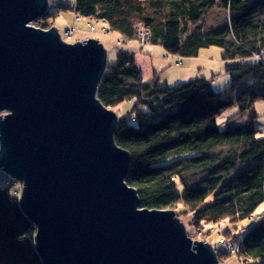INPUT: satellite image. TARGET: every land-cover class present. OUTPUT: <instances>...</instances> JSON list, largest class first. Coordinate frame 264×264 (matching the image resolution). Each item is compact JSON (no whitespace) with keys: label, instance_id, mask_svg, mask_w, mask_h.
<instances>
[{"label":"trees","instance_id":"trees-1","mask_svg":"<svg viewBox=\"0 0 264 264\" xmlns=\"http://www.w3.org/2000/svg\"><path fill=\"white\" fill-rule=\"evenodd\" d=\"M68 9L96 23L103 20L109 31L129 40L136 39V26L144 25L151 44L178 56L221 49L232 80L226 92L215 91L203 76L170 85L155 72L144 80L134 53L119 48L97 97L113 110L133 101L129 111L118 114L114 137L130 154L125 181L136 189L139 207L189 214V237L198 231L208 235L222 224L220 235L241 240L245 264H264V218L243 237L232 227L223 229L225 221L247 219L264 202V138L255 127L254 107L264 99V56L255 57L264 47V0H50L36 22L48 29L56 14ZM216 11L220 17L208 24ZM233 105L236 112L221 128L217 115ZM18 197L10 184L0 186V264H42L36 227ZM215 251L222 263L230 254Z\"/></svg>","mask_w":264,"mask_h":264},{"label":"water","instance_id":"water-1","mask_svg":"<svg viewBox=\"0 0 264 264\" xmlns=\"http://www.w3.org/2000/svg\"><path fill=\"white\" fill-rule=\"evenodd\" d=\"M50 0H0V168L22 184L42 264H224L173 209L140 206L119 116L97 97L108 57L32 22Z\"/></svg>","mask_w":264,"mask_h":264},{"label":"rangeland","instance_id":"rangeland-1","mask_svg":"<svg viewBox=\"0 0 264 264\" xmlns=\"http://www.w3.org/2000/svg\"><path fill=\"white\" fill-rule=\"evenodd\" d=\"M64 1L68 3H72V0H64ZM218 17H220V14H218L217 11L213 12L211 15L208 16L206 22L208 24H212L216 21ZM52 22H53V26L59 30L63 40L67 42L80 41V40H84L87 37H92L99 40L106 48L108 61L110 62H113L116 59V52L117 49L119 48H123L131 52H141V53H149L147 50L148 48H151L154 51L152 52L154 65L161 67L165 66L163 70L156 71L158 72L160 81L167 82L170 85L179 82H185L188 81L189 79L202 76L205 74L207 75L203 77L210 81L215 91L226 92L231 85L232 80L230 74H228L223 68L225 62L221 58V49L217 46L201 48L199 52L201 56L202 55L209 56L211 55L210 51L214 52L216 58H221L222 60L221 68L217 66L218 64L207 63L206 66L203 65L204 61L200 62V60H195L190 68L187 69L182 68L181 70H179L180 67L178 62L180 60V57L181 60L185 59L186 57L169 53L162 46L157 44L149 43L141 47L135 38H132L129 41H122L121 40L122 36L117 31H109L108 33H104V31L102 30L103 28L102 24H98L94 20L88 17H80V19H77V14L73 9L59 11L54 17ZM32 24L34 26L39 27L38 22H36V20L32 22ZM91 24H94L95 26L94 31L90 30ZM69 25H74L75 28L74 33L70 37H68L66 33ZM192 61L193 60H191V63ZM140 68L142 70L141 73H142V77H144V80H149V77L147 76L149 74L148 71H150L149 70L150 68H145L143 64ZM199 70L201 71V73H199ZM190 71L192 72V75H189ZM165 77L167 78V80L165 79ZM132 105H133L132 100H125L120 104H118L117 106H115L114 111L117 112V114L122 115L125 114L127 111H129L132 108ZM254 107L258 115L255 120V127L258 130V136L264 138V99H258L255 102ZM236 110H237L236 105L229 106L224 110H222L217 115V122L221 128H224L228 118L231 117L236 112ZM186 154L192 155L191 153H186ZM196 179L197 178H194L193 180ZM8 184L11 185L12 191H18L17 195L20 194L22 184L16 181L13 177H11L8 173H6L4 170L0 168V186H6ZM180 210H182V206L178 207V211ZM262 213H264V202L257 208L254 215L256 217H259ZM179 219L185 224V226L188 227L190 221L189 214L187 213L179 214ZM253 222L254 221L250 220L249 218L236 222L225 221L223 224V229L227 227H232L233 231L236 232L238 237H243L248 232ZM191 238H193L194 240L206 241L210 243L213 248L220 251H225V243H224L225 238L222 235H220L217 230H212L208 235H202V233L198 231L195 237H191ZM223 263L241 264L239 257L236 253H231L226 255L225 258L223 259Z\"/></svg>","mask_w":264,"mask_h":264},{"label":"built area","instance_id":"built-area-1","mask_svg":"<svg viewBox=\"0 0 264 264\" xmlns=\"http://www.w3.org/2000/svg\"><path fill=\"white\" fill-rule=\"evenodd\" d=\"M77 19H80V16H77ZM97 22V21H96ZM98 23H101L103 25L102 30L104 31V33H108L109 29L106 26L105 22L103 20L99 21ZM74 25H69L68 29L66 31L67 36L70 37L73 33H74ZM90 30L94 31L95 30V26L94 24L90 25ZM151 31L148 27H145L144 25H137L136 26V30H135V37L136 40L138 42V44L142 47L146 44L150 43L151 40ZM86 39V38H85ZM121 40L123 41H129L128 38L123 37ZM264 56V47L260 50V52L258 54H255V57H262ZM18 191H13L14 194H17ZM258 218H264V213H262L259 217H256L255 215H251L249 217L250 220L256 222ZM220 226L221 225H217L215 227V230H220ZM225 243V251L228 253H236L239 257V260L241 262V264H245V259L243 257L240 256V243L241 240L240 239H235V240H230V239H225L224 240Z\"/></svg>","mask_w":264,"mask_h":264},{"label":"crops","instance_id":"crops-1","mask_svg":"<svg viewBox=\"0 0 264 264\" xmlns=\"http://www.w3.org/2000/svg\"><path fill=\"white\" fill-rule=\"evenodd\" d=\"M147 51L149 53H141V52H133V53L135 55V58H136L137 62L139 64H141V66L143 64L145 68H150L149 69L150 71H148L149 74H148L147 77H149V79H151L153 77L151 75H154V73L156 71L163 70L165 68V66L161 67V66L154 65V63H153V55H152V52H154V51L151 48H148ZM210 54L211 55H209V56H206V55H202L201 56L200 52H199V54L196 57H192V58L186 57L183 60H181V57H180V60L178 62L179 63V67H180L179 70H181L182 68L183 69L190 68L193 65V62L195 60H200V62L204 61L203 65H206V66H207V63L218 64L217 66H219L221 68V62H222L221 58H216V56L214 55V52L210 51ZM165 57H167V56H165ZM191 60H193L192 63H191ZM223 68H224V66H223ZM155 69H157V70H155ZM199 73H201L200 70H199ZM189 75H192L191 71L189 72ZM205 75H207V74H205ZM205 75H202V76L205 77ZM143 79H144V77H143ZM165 79L167 80L166 77H165Z\"/></svg>","mask_w":264,"mask_h":264}]
</instances>
